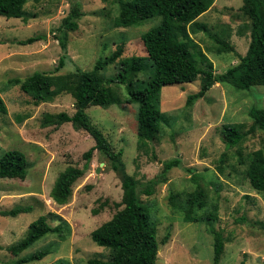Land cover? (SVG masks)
<instances>
[{"label": "rangeland", "instance_id": "374dc122", "mask_svg": "<svg viewBox=\"0 0 264 264\" xmlns=\"http://www.w3.org/2000/svg\"><path fill=\"white\" fill-rule=\"evenodd\" d=\"M76 1L82 14L78 27L67 31L64 50L57 38L58 26ZM241 5L242 0H214L189 25L191 37L216 73L247 54L250 20ZM118 12L115 0H28L21 17L0 16V96L7 111L0 113V156L15 149L23 152L29 163L24 179H0V210L31 207L15 217L0 215V264H17L18 259L41 249L49 253L21 264H87L89 259H107V250L91 240L90 232L122 208L119 174L94 150L89 169L73 183L68 202L55 203L50 190L56 177L67 166L82 167L83 153L94 140L85 131L75 130L70 122H45L47 113L73 114L75 104L70 93L35 103L7 81L35 71L73 75L77 68L90 70L97 59L122 45V54L100 72L104 79L114 76L121 59L146 55L141 34L158 21L154 17L139 26L115 27L113 19ZM34 35L44 38L20 43ZM221 43L233 46V51L222 49ZM61 58L63 65L57 69ZM197 65L202 67L198 59ZM149 74V67L138 73L136 86L140 88ZM109 86L121 103L91 105L85 111L114 150H122L125 169L137 180L138 197L157 227L155 264H212L211 227L223 233L219 264H264V192L255 190L246 175L252 152L264 148V131L250 130L253 119L249 115L252 107L264 108V85L242 90L215 83L191 105H186V98L200 88L199 75L189 83L163 86L161 129L145 147L137 143V104L128 102L126 85L111 82ZM224 124L237 125L242 134L233 146L225 143ZM173 158L178 159V166L162 176L163 162ZM153 178L157 182L147 196L142 189ZM196 186L207 195L206 205L196 213L210 212L216 204L215 220L187 222L181 209L171 206L170 195L183 200ZM40 215H46L51 226L60 223L64 239L47 233L17 255L7 250L26 235L29 223ZM166 233L167 242L162 243Z\"/></svg>", "mask_w": 264, "mask_h": 264}, {"label": "trees", "instance_id": "16d2710c", "mask_svg": "<svg viewBox=\"0 0 264 264\" xmlns=\"http://www.w3.org/2000/svg\"><path fill=\"white\" fill-rule=\"evenodd\" d=\"M27 1L0 0V16L21 17ZM213 2L214 0H115L119 8L113 19L115 27L139 26L154 17L158 18L157 23L141 34L145 56L131 55L121 59L119 71L108 79H104L100 72L113 64L122 54V45H117L111 54L97 59L90 70L77 68L73 75H48L42 71H35L25 78L7 81L9 85H17L35 103L50 101L61 93H70L75 104L73 114L47 113L44 116L45 122L55 124L70 122L75 130L85 131L94 140V145L83 153L85 161L82 167L67 166L56 177L50 190V197L55 203L63 205L68 202L71 187L89 169L94 150L103 154L112 170L119 174L122 208L90 232L91 240L107 250V259L93 258L89 259L87 264H155L159 246L156 223L151 219L149 209L138 197L137 180L126 171L122 150H114L104 132L91 121L85 111L91 105L107 107L121 103L109 84L111 82L125 84L128 102L137 104L136 135L140 147H145L148 141L156 139L160 132L163 121L160 93L163 86L189 83L199 75L200 88L186 98V105H191L215 83L230 84L242 90H248L254 85H264V0H242L240 9L250 20L247 24L249 30L247 54L239 56L238 63L222 73L213 70L212 62L189 32V25L208 10ZM81 14L80 3L76 1L70 5L69 11L62 18L57 37L62 49L66 48L67 31L78 27L77 19ZM43 38L42 35H34L20 43L29 44ZM221 44L222 49L230 51L234 49L229 44ZM197 59L202 67L197 65ZM145 60L148 64L144 62ZM62 65L61 58L57 69ZM147 67L150 68V74L139 88L136 86L137 75ZM6 112L5 103L0 96V113ZM249 115L253 119L250 130L264 131V108L252 107ZM222 132L227 146L235 145L242 137L239 127L235 124H224ZM178 164L177 158L164 161L162 176ZM27 166L29 167V163L23 152L15 149L6 150L0 156V179H24ZM246 175L255 190L264 192V148L252 152ZM156 182L157 178L149 180L142 192L147 196L151 195ZM175 198L176 195H170L169 202L172 207L181 209L183 219L187 222L215 220L217 217L216 204L210 212L196 213V209L203 208L207 201V195L200 186L186 193L183 200ZM30 210V206H15L0 210V215L15 217ZM208 232L213 238L212 264H219L224 249L222 230L211 227ZM47 233L56 234L60 239L65 237L60 223L51 226L46 215H40L29 223L26 235L17 243L8 246L7 250L17 255ZM168 236V233L164 235L162 243L167 242ZM48 253L47 249H41L16 262L21 264L40 260ZM239 264L244 262L240 261Z\"/></svg>", "mask_w": 264, "mask_h": 264}]
</instances>
